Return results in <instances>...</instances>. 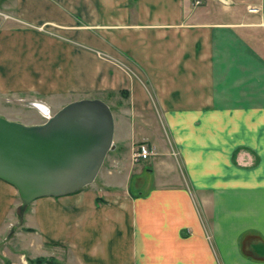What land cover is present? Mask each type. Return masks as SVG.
<instances>
[{"label": "crops", "instance_id": "0c3cea01", "mask_svg": "<svg viewBox=\"0 0 264 264\" xmlns=\"http://www.w3.org/2000/svg\"><path fill=\"white\" fill-rule=\"evenodd\" d=\"M60 1L0 0L16 18L0 31V97L82 91L90 70L94 90L126 94L113 106L98 97L114 148L91 184L35 199L23 225L18 192L0 179V246L21 235L41 257L65 250V264H264V0ZM56 5L65 13L53 18ZM19 24L61 25L109 58ZM23 35L34 67L20 58ZM70 70L71 88L54 84ZM139 142L153 154L132 163Z\"/></svg>", "mask_w": 264, "mask_h": 264}, {"label": "water", "instance_id": "95a60500", "mask_svg": "<svg viewBox=\"0 0 264 264\" xmlns=\"http://www.w3.org/2000/svg\"><path fill=\"white\" fill-rule=\"evenodd\" d=\"M114 119L100 98L71 101L40 124L0 116V179L14 186L19 212L40 197L91 184L114 148Z\"/></svg>", "mask_w": 264, "mask_h": 264}, {"label": "rangeland", "instance_id": "374dc122", "mask_svg": "<svg viewBox=\"0 0 264 264\" xmlns=\"http://www.w3.org/2000/svg\"><path fill=\"white\" fill-rule=\"evenodd\" d=\"M87 1V0H85ZM221 3H223L222 0H218ZM60 3L65 7L72 6L70 11H73L78 1L77 0H61ZM58 4V3H57ZM58 5L52 7V16L55 17H61V14L64 15V12L59 11L57 8ZM64 9V8H63ZM0 18L2 19L0 21V31L4 29L6 24L3 20L6 19H14L10 13L4 12L0 8ZM62 19L64 20L65 17L63 16ZM72 25H78L81 26V23H74ZM41 29H35L28 27L23 24H19L18 26H15L17 29H21L23 32H29L30 30H35L43 35L52 37L55 39L56 42H66L67 44L73 45L74 47H77L78 49H84L86 52H90L92 54H96L97 56H100V58L108 59L109 57L103 53H95L94 49L90 46H87L83 43L78 44L74 38L70 34L72 32L71 29L63 28L61 25H55V24H41ZM90 25H86V31H88ZM52 28V29H50ZM32 30V31H33ZM69 32V33H68ZM19 43L20 48L22 49V52H24V56H20L21 60L25 62L26 64H29L30 66H35V61H37V57L34 59H27L26 55L30 54L33 50L32 46L33 42H30V40L27 38V36H22V38L17 41ZM49 42V41H48ZM55 43V42H54ZM54 45V44H53ZM72 57H68V62H72ZM22 62V63H23ZM122 67V66H121ZM38 68V67H37ZM124 68V67H122ZM54 74L57 75L59 72L53 71ZM131 74V73H130ZM61 77V76H60ZM92 78L93 74L90 70L85 71L83 73V76L80 78V86L82 88V91L76 90V88L72 89H65L63 91L54 92L51 94H44V93H33L32 91H22L19 94H10V95H1L0 97V111L6 113L5 111H8L10 115L20 118L19 120H23L24 122H40L43 123L46 121V116L50 115L52 116L57 110H59L61 107H63L65 104L78 100L83 98H103L106 100V102L110 103L112 106L115 105L116 100L123 101L126 98V94L124 91H98L94 90L92 88ZM83 80V83L81 81ZM32 81V80H30ZM66 82L68 81V87L71 88L73 83L76 81V75L71 70L68 72H64L62 74L61 78H53L54 84L58 82ZM4 107L5 109L2 110L1 108ZM35 115V116H33ZM30 116V117H29ZM35 123V124H40ZM132 163H139V162H133ZM30 205V204H29ZM28 210V206L24 210V212H19V219H20V225H23L24 215L26 214ZM22 227V226H21ZM21 229H24L23 227ZM30 229H28L29 231ZM12 237V238H11ZM26 240V239H25ZM32 249V248H31ZM4 251L8 257L13 261V264H29L34 263L36 264V259L40 258L41 256L37 254H43L45 255L46 251L45 249H36L34 251L29 250L27 240L24 241V237L20 235V237L15 238L14 235L8 236L7 239H5V244L0 246V253ZM1 255V254H0ZM50 258L41 257L42 259H49L53 261V264H65L67 259L69 258L68 254L63 251L62 249L54 251V255L49 256ZM4 261V262H3ZM0 264H11L8 262V260L5 258H1L0 256ZM48 264V263H43Z\"/></svg>", "mask_w": 264, "mask_h": 264}, {"label": "built area", "instance_id": "2783aa9c", "mask_svg": "<svg viewBox=\"0 0 264 264\" xmlns=\"http://www.w3.org/2000/svg\"><path fill=\"white\" fill-rule=\"evenodd\" d=\"M194 5H199L201 3V0H193ZM249 12H257L258 9L256 7H250L248 8ZM50 117V115L46 116V120ZM153 154L152 149L150 146L145 142H139L137 143L131 152V159L133 162H141L146 161L150 158V156Z\"/></svg>", "mask_w": 264, "mask_h": 264}, {"label": "trees", "instance_id": "16d2710c", "mask_svg": "<svg viewBox=\"0 0 264 264\" xmlns=\"http://www.w3.org/2000/svg\"><path fill=\"white\" fill-rule=\"evenodd\" d=\"M43 263L53 264V261L49 259H42L41 257L36 259V264H43Z\"/></svg>", "mask_w": 264, "mask_h": 264}]
</instances>
